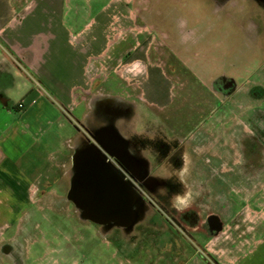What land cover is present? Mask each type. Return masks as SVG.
I'll list each match as a JSON object with an SVG mask.
<instances>
[{
    "label": "rangeland",
    "instance_id": "374dc122",
    "mask_svg": "<svg viewBox=\"0 0 264 264\" xmlns=\"http://www.w3.org/2000/svg\"><path fill=\"white\" fill-rule=\"evenodd\" d=\"M110 1L79 0V24L90 25L88 32L97 29L103 36L108 30L113 40L115 34L127 35L128 42H131L130 37L136 41L146 38L149 59L156 67H150V80L147 77L130 92L146 91L148 96L151 92L166 105L163 108L148 105L141 99V116H146L152 125L162 118L168 132L178 131L183 140L189 139L187 144L190 146L186 149L189 163L178 172L179 177L184 176V183L179 188L181 194L198 192L199 195L187 207L196 208L193 209L195 214L189 212L186 217L202 223L207 212H211L209 214L218 220V226L212 230L215 237L220 238L226 237L243 216L241 226L254 233L260 219H264V137L260 135L255 139L257 129L264 128V8L251 0L246 1L245 7L240 6L244 0H230L229 5L227 2L218 5L217 0H120L115 15L118 20H115L116 17L111 19L110 10L105 11ZM16 7L14 17L19 18L21 3ZM68 10L70 16L78 11ZM111 20L114 21L109 26ZM116 41L109 45V52L125 42L117 44ZM159 51L164 52L163 55ZM158 67L167 76L162 75ZM104 78L103 73L99 80L110 87L111 76L109 81ZM224 80L228 87L222 83ZM105 88L102 90L106 91ZM98 91L99 88L95 89L90 103ZM114 91L109 94L112 99L119 95L118 88ZM119 102L118 106L125 109L132 101ZM103 114L100 116H105ZM100 116L88 117L91 127L105 123ZM125 123L121 119L117 122L124 134ZM67 151L62 147V153H57V161L66 160L64 154ZM144 154L149 157L147 152ZM39 160L41 163L43 156ZM64 170L62 167L55 171L54 182L49 185L57 194H40V190L35 197L39 198L40 207L56 208L62 204L67 208L62 193L66 190L70 170L63 176ZM163 170L149 166L146 174H169L168 169ZM20 196L0 190V233H5V237L26 224L29 214L23 213L22 209L32 208L28 195L23 199ZM115 200L114 191L97 196L96 201L106 212L99 214L100 218L126 209L125 205L119 207L110 202ZM157 204L160 203L157 201ZM51 219L50 225L54 229L47 230L42 217L31 218L27 225L35 220L42 224L46 238L51 241V253L61 264H165L166 257L162 256L161 248L166 236L162 231L155 232L153 241L151 231L140 230L128 237L126 233L106 231L93 222L80 221L74 215H58ZM167 225L172 222L168 221ZM28 228L22 232L24 259L27 264H35L37 255L48 248L44 240L34 239L42 236L41 229ZM49 257L39 264H51Z\"/></svg>",
    "mask_w": 264,
    "mask_h": 264
},
{
    "label": "crops",
    "instance_id": "0c3cea01",
    "mask_svg": "<svg viewBox=\"0 0 264 264\" xmlns=\"http://www.w3.org/2000/svg\"><path fill=\"white\" fill-rule=\"evenodd\" d=\"M119 1L111 0L105 7L111 19L117 16ZM17 3L22 5L19 18L14 17ZM80 6L79 0H0V190L21 194L22 199L28 195L29 201L40 190L57 194L49 185L59 168L65 167L63 176L70 170L67 179L72 177V155L82 137L78 127L96 115V103L129 101L130 89L150 77L151 66L156 67L149 59L146 38L130 37L128 42L127 35L115 34L113 40L108 30L104 36L97 29L88 32L90 25L79 24ZM70 8L78 11L70 16ZM124 40L121 47L108 51L111 43ZM103 73L105 81L111 76L110 87L99 80ZM97 88L99 94L90 103ZM117 88L119 95L110 98ZM150 94L141 93L148 105H166ZM62 147L68 151L61 162L57 153ZM129 200L125 213L102 222L104 229L127 235L151 231L153 241L156 231L164 232L165 264H264L262 218L253 233L241 226L240 216L236 227L218 238L201 222L168 226L173 220L170 214L150 208L136 211L135 198Z\"/></svg>",
    "mask_w": 264,
    "mask_h": 264
},
{
    "label": "flooded vegetation",
    "instance_id": "af4514ba",
    "mask_svg": "<svg viewBox=\"0 0 264 264\" xmlns=\"http://www.w3.org/2000/svg\"><path fill=\"white\" fill-rule=\"evenodd\" d=\"M246 1L240 2V6L245 7ZM213 2L215 3V1ZM250 2H255L259 7L264 8V0H251ZM216 3L218 5L223 3L229 5L232 1L217 0ZM159 53L163 55L164 52L159 51ZM222 83L226 87L229 85L225 80ZM129 98L132 102H128L125 109L118 106L121 104L119 101L106 105L104 104L106 101L103 102L102 100L96 103L95 114L96 116H100L104 113L103 115L105 116H100V118L105 123H100L97 127L93 128L86 121L82 122L81 126L78 127L82 133V137H80L79 143L72 155L73 175L67 179L66 190L62 193V201L65 202L67 208L63 207L62 204H58L56 208L47 205L40 207L38 205L39 198H35L38 197V194H36L34 199L30 200L32 208L23 211L26 215L29 214L25 221L26 224L20 225L14 234L7 237H5V233H0V264L2 262H6L7 264H27L24 259L22 232L29 230L28 227L34 230L41 229L40 233L42 236L38 235L34 239L40 238L44 240L43 242L47 244L48 248V251L44 249L41 255H37L35 264H39L41 260H45L48 256H50L49 262L51 264H61L59 259L51 253L52 249L49 246L51 241L46 238V231L43 230L42 224L36 220L32 221L31 225L27 224L31 218L42 217L47 224V230H49L54 229L50 225L53 222L52 217L74 215L80 221H90L100 227L103 226L100 219H98L99 216L97 217L96 215L106 212L100 206V203L96 202L97 205H94L95 197H92L91 194L93 187H96V199L103 192H116V200L110 202L117 203L119 207L125 205L126 209L119 212L121 214L128 210L130 204L128 192L132 193L133 191L136 211L142 208L158 209L172 216V224L185 227L190 223H194V225L200 223L192 217L189 220V216L186 217V214L189 212L195 214L193 213V209L196 208L191 206L178 211L173 207L175 195L182 192V189L179 188L181 183L178 181V172L189 163L186 158V149L190 146L187 144L189 143V139L185 138L183 140L182 134L178 131L168 132L166 123L165 125L163 124L162 118H159L158 122L152 125L146 116H141L140 110L143 106V103H141L143 102L141 93H131ZM120 119L126 122V129L123 130L126 132L125 134L118 128L117 122ZM116 120L118 121L116 122ZM139 120L140 125H138ZM135 125L137 128H135ZM260 135L264 137L263 126L257 129L255 139L257 136L260 137ZM130 146L136 150L135 155L129 154L128 149ZM145 152L149 154V157L144 154ZM257 152L256 154H258ZM93 157L96 158L93 159ZM93 161L104 163L107 169L111 170V173L117 174L120 183H116L117 179L113 180V177L110 176H105L104 180L95 179L93 181L92 179L89 181V179L82 177L85 170L84 165L93 164ZM79 166L81 167L80 170ZM149 166L151 169H168L169 174L161 176L152 174L150 175L152 176L151 178L146 174ZM164 177L170 178L166 179ZM75 180H77V184L74 185ZM157 201L160 203L159 205ZM197 205L199 206V204ZM207 213V218L201 225L212 230V228L218 226V220L214 215L209 214L211 212L208 211ZM114 214H118V212H114L111 215Z\"/></svg>",
    "mask_w": 264,
    "mask_h": 264
},
{
    "label": "water",
    "instance_id": "95a60500",
    "mask_svg": "<svg viewBox=\"0 0 264 264\" xmlns=\"http://www.w3.org/2000/svg\"><path fill=\"white\" fill-rule=\"evenodd\" d=\"M95 158L93 157V159H95ZM84 167H85L84 168L85 170L83 169L84 170V173H83L84 175L82 177H84L85 179L86 178L89 179V181H91V179H92V181L95 180V179H99V180L102 179V180H104V177L105 176H110V177H113V180L114 179H117L116 180V183H120V181L118 180L119 177L117 176V174L116 173L115 174L114 173H111V170L107 169V166H105L104 163H101V161H99V162L96 161L93 164L92 163L86 164V165H84ZM80 168L81 167L79 166V170H80ZM76 181L77 180L74 181V185L77 184ZM128 193H129L128 194L129 197L132 196V197L135 198V196L133 194V191H132V193L130 191ZM91 194H92V197H96L95 196L97 194L96 187H93L91 189ZM96 202H97L96 201V198H94V205H97ZM98 215H96V216L98 217ZM98 219H100L101 222H105L107 220H110V217H106L105 219H102V218L98 217Z\"/></svg>",
    "mask_w": 264,
    "mask_h": 264
},
{
    "label": "clouds",
    "instance_id": "9594fccd",
    "mask_svg": "<svg viewBox=\"0 0 264 264\" xmlns=\"http://www.w3.org/2000/svg\"><path fill=\"white\" fill-rule=\"evenodd\" d=\"M128 152L130 155H135L136 150L132 148L131 146L128 149ZM166 179H169L170 177H164ZM179 183H184V176L183 174L178 178ZM199 193H193V192H185L183 194H176L175 198L173 200V207H175L178 211H182L184 208H187L191 202L194 200L196 196H198Z\"/></svg>",
    "mask_w": 264,
    "mask_h": 264
},
{
    "label": "built area",
    "instance_id": "2783aa9c",
    "mask_svg": "<svg viewBox=\"0 0 264 264\" xmlns=\"http://www.w3.org/2000/svg\"><path fill=\"white\" fill-rule=\"evenodd\" d=\"M20 108L21 107H23L24 106V104L23 103H19V105H18Z\"/></svg>",
    "mask_w": 264,
    "mask_h": 264
}]
</instances>
